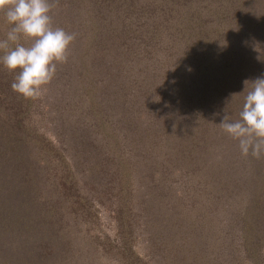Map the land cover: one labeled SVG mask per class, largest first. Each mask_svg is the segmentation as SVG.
<instances>
[{
  "label": "trees",
  "instance_id": "obj_1",
  "mask_svg": "<svg viewBox=\"0 0 264 264\" xmlns=\"http://www.w3.org/2000/svg\"><path fill=\"white\" fill-rule=\"evenodd\" d=\"M52 2L87 86L59 116L0 63V264H149L139 234L162 264H264V158L219 127L264 77V0Z\"/></svg>",
  "mask_w": 264,
  "mask_h": 264
},
{
  "label": "clouds",
  "instance_id": "obj_2",
  "mask_svg": "<svg viewBox=\"0 0 264 264\" xmlns=\"http://www.w3.org/2000/svg\"><path fill=\"white\" fill-rule=\"evenodd\" d=\"M52 0H0V12L11 27L0 39V63L17 73L12 90L25 97L37 98L54 80L57 65L69 59L76 33L53 26ZM25 43H21V41ZM244 102L238 118L232 119L226 109L219 127L238 141L241 154L264 158V77L245 80Z\"/></svg>",
  "mask_w": 264,
  "mask_h": 264
},
{
  "label": "rangeland",
  "instance_id": "obj_3",
  "mask_svg": "<svg viewBox=\"0 0 264 264\" xmlns=\"http://www.w3.org/2000/svg\"><path fill=\"white\" fill-rule=\"evenodd\" d=\"M78 51H79V44L74 42L71 45V48L69 50L68 62L65 64H60L59 69L57 70V73L55 75L53 82H51V84L49 86H47L45 89H43L41 94H40V97H44V98H42L41 102L45 103L48 100L49 101L48 104H51L53 106V108H55L54 111H56V113L58 115H59V109L62 112L63 107H65V105H67L66 102L72 100L71 93L73 91L80 90V87H82V86H87L86 84H82L81 81H78V79H80V77L82 76V70H81V73H80L79 69L76 70V73H74L72 71L74 73L73 75L68 71V69H73L75 67V62H76L77 57L79 55ZM78 74H80V75H78ZM107 74H108L107 69L102 65H98L97 73L95 74V76L93 75L94 78L95 77L98 78V85L96 86L97 90L103 89L102 87H104V88H106V86L109 87L108 82L102 80V78L105 77ZM56 78H58V81H55ZM96 87H94V88H96ZM109 94H112V93L109 91H108V94L97 93V95L100 97L102 102L107 101L106 97ZM109 98H111V97L109 96ZM53 115H56V114H53ZM71 118L75 119L74 116H71ZM45 125H46L45 128H46L47 135L49 134L51 136L52 135L51 126L48 124V122ZM95 208L97 209V211H99L101 213L103 212V209H99L96 206H95ZM101 221H102L101 224L103 225V231L105 230L107 233V231L110 230L109 228H110L111 222L108 219H104L103 216H102ZM145 239L146 238L143 237L142 234H139V236L136 238L135 241H136L137 250H139L140 253H144V258L146 255V261L149 262V264H154L155 260L159 261L158 264H162V261L160 258H155L153 256V253H147L146 250H144V249H146V248H144L146 245ZM227 253L229 254V252H227ZM212 257H216V250H212ZM106 264H118V263L114 260H111V262L106 263ZM239 264H242V263H239ZM243 264H247L246 261Z\"/></svg>",
  "mask_w": 264,
  "mask_h": 264
}]
</instances>
